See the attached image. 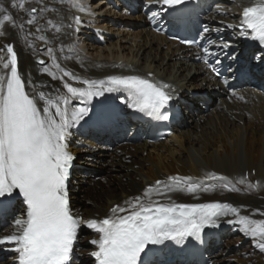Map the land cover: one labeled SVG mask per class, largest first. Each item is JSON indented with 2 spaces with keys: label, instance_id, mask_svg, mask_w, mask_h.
Returning a JSON list of instances; mask_svg holds the SVG:
<instances>
[{
  "label": "bare ground",
  "instance_id": "bare-ground-1",
  "mask_svg": "<svg viewBox=\"0 0 264 264\" xmlns=\"http://www.w3.org/2000/svg\"><path fill=\"white\" fill-rule=\"evenodd\" d=\"M126 1L23 0L25 7L21 9L22 0H14L16 8L11 7L13 0H0V7H4L6 14L15 20V26L5 23L0 48L13 44L24 77L36 85H46L43 90L53 99L58 94H66V89L62 88L65 82L74 87L85 85L63 77L62 71L51 68L57 76L53 80L43 72V66L35 64L38 57L51 67L52 60L45 52L48 47L53 48L60 69L80 80L101 81L112 75H135L169 85L167 90H175L173 95H179L183 101L173 106L180 114L175 119L174 135L160 143L136 142V126L126 119L110 131L82 132L79 125L71 130L69 151L77 156L75 177H82L90 167L93 168L90 172L99 178V182L92 178L85 188H81L76 180L71 181L73 212L84 220L103 219L117 204L124 206L125 201L136 196L147 199L143 197L144 191L155 185L157 180L167 182L168 177L179 176L191 177L195 182L219 184V181L205 179L211 173L227 178L226 182L237 191L219 187L197 194L173 191L167 194L170 201L155 193L152 199L185 204L227 203L235 207L239 215L250 220H264V75L261 74L257 85L244 83L243 86H233L234 78L229 76L222 81L215 80L203 65L192 66L194 52L168 42L161 35L168 28L169 21L166 16L160 18L163 13L154 0H143L135 16L127 12L125 20L111 22L110 17L116 19L120 12H125ZM259 2L215 0L210 16L204 17L207 31L202 34L205 41L202 49L211 50L215 62L225 61L226 53L231 51L233 57L227 61L228 67L236 69L244 65L251 76L253 74L248 68H252L255 61L264 69V55H259L248 68L245 67L243 61L250 55L239 48L250 35H241L240 25L243 9ZM77 5H82L87 11H77ZM33 8L37 11L31 14ZM153 12L158 13L155 18ZM33 16L35 23L29 26L26 20ZM77 16L82 21L80 25L75 23ZM38 28L42 30L37 31ZM40 36L46 39L41 41L38 39ZM225 43L229 45L226 52L222 51ZM56 89L60 92L57 93ZM205 91H209L210 97L204 96ZM111 97L120 103L123 112L130 111L126 93H112ZM198 102H204L206 109L196 108L195 103ZM81 106L78 100L73 101L72 107ZM126 123L129 128L125 133L120 126ZM123 140H128V143L123 144ZM110 143L114 146L111 154L106 151ZM247 176L245 184L237 183ZM254 182L256 188L247 187ZM24 208L18 204L14 215L0 220V237L16 231L13 221L20 217ZM228 219L235 221L237 217H225L219 227L206 228L203 232V239L209 241L213 235L228 231L224 247L214 240L211 247L206 248L211 264H264V252L255 246L250 236L245 235L239 223L229 224L226 222ZM80 231L83 234L77 240L74 263L95 264L91 252L96 248L90 241L98 239L99 234L83 224ZM165 243L168 244V252L164 255H174V248L178 245L172 241ZM233 245L234 257H227ZM241 246L243 249L238 250ZM12 248L13 245H0V251ZM238 255L242 258L238 259ZM236 259L237 263L234 262ZM0 264H18V254L12 251L5 258L0 256Z\"/></svg>",
  "mask_w": 264,
  "mask_h": 264
},
{
  "label": "snow or ice",
  "instance_id": "snow-or-ice-1",
  "mask_svg": "<svg viewBox=\"0 0 264 264\" xmlns=\"http://www.w3.org/2000/svg\"><path fill=\"white\" fill-rule=\"evenodd\" d=\"M154 2L163 13L160 18L169 17V23L174 27L180 26L183 17L198 7L195 0ZM11 7H17L14 0ZM19 7L24 9L23 0ZM76 10L87 11L82 5H77ZM36 11L32 9V12ZM157 15L153 12V18ZM35 19L33 16L26 23L31 26ZM74 19L77 25L82 23L79 16ZM5 23L15 26L14 17L0 7V36L4 35ZM240 29L241 35H251L253 41L264 46V0L243 9ZM38 39L44 41L46 38L40 36ZM181 42L193 43L190 40ZM228 47L225 43L222 51L226 52ZM203 51L207 64L210 50L205 48ZM45 52L52 64L49 67L45 60L37 61L43 66L44 73L55 80L56 73L51 71L55 68L62 71L63 77L85 87H74L65 82L62 88L66 89V94H58L53 99L45 94L46 85H36L24 77L13 44L0 48V219L14 215L17 204L25 206L20 217L13 221L16 231L0 237V245H13L11 250L18 254V264H71L74 242L82 224L99 234L98 239L90 241L96 248L91 252L95 264H156L154 258L163 249L154 246L167 247L166 241L182 245L189 238L199 243L206 228L219 227L229 216L237 219L226 222L239 223L245 235L264 252V220H250L239 215L237 209L227 203L185 204L152 199L155 193L170 201L167 194L173 191L197 194L217 187L237 191L226 182L227 178L211 173L205 179L219 181V184L195 182L191 177L179 176H170L167 182L157 180L144 191L143 197L147 199L136 196L125 201L124 206L117 204L103 219L84 220L74 213L67 186L74 160L69 151L71 130L77 125L102 123L106 116L103 100L94 108L88 107L92 99L105 97L106 93L123 92L129 109L156 120H167L173 96L166 91L169 85L135 75H112L101 81L80 80L60 69L52 47ZM211 70L220 75L217 68ZM55 91L59 93L60 89ZM74 100L83 106L72 107ZM237 183L245 184V179ZM247 187L256 188L257 185L248 184Z\"/></svg>",
  "mask_w": 264,
  "mask_h": 264
},
{
  "label": "rangeland",
  "instance_id": "rangeland-1",
  "mask_svg": "<svg viewBox=\"0 0 264 264\" xmlns=\"http://www.w3.org/2000/svg\"><path fill=\"white\" fill-rule=\"evenodd\" d=\"M32 14V13H31ZM124 17H126V14L125 13H123L122 14V16L120 17V19L119 20H124L125 18ZM123 18V19H122ZM118 22V21H117ZM105 163H107V161L105 162ZM92 165H95V166H98V164H92ZM87 170H86V173L82 176V177H74V180H76L77 181V183H78V185L79 186H81V188L83 187V188H85V187H87L88 186V183H89V181L90 180H93L94 179V181H96V180H98V182H99V178L97 177V176H94L90 171H93V168H90V167H88V168H86ZM91 174V175H90ZM93 178V179H92ZM253 184H256L255 182L253 183ZM83 234V232H81L80 233V235L79 236H81ZM228 247V246H227ZM233 247H234V245L231 247V250L227 253V255L228 256H232V257H234L233 255H234V249H233ZM242 248H243V246H241ZM237 248L238 250H241L242 248ZM230 249V248H229ZM228 249V250H229ZM227 250V251H228ZM239 256V255H238ZM242 257H240L239 256V258L238 259H241ZM237 259L236 260H234V262H236L237 263ZM229 264H233V263H229Z\"/></svg>",
  "mask_w": 264,
  "mask_h": 264
},
{
  "label": "water",
  "instance_id": "water-1",
  "mask_svg": "<svg viewBox=\"0 0 264 264\" xmlns=\"http://www.w3.org/2000/svg\"><path fill=\"white\" fill-rule=\"evenodd\" d=\"M39 60H41V59L37 57V58H36V62L39 61ZM37 64H38V63H37Z\"/></svg>",
  "mask_w": 264,
  "mask_h": 264
}]
</instances>
